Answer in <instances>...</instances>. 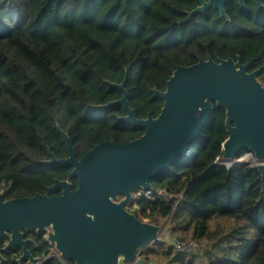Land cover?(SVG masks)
Returning a JSON list of instances; mask_svg holds the SVG:
<instances>
[{"label":"trees","instance_id":"obj_1","mask_svg":"<svg viewBox=\"0 0 264 264\" xmlns=\"http://www.w3.org/2000/svg\"><path fill=\"white\" fill-rule=\"evenodd\" d=\"M198 0H0V190L5 199L45 192L72 167L47 163L51 151L69 156L72 138L81 159L105 141L126 143L145 129L121 117L126 87L137 117L157 116L167 80L179 65L200 59L254 60L264 82V20L232 36L217 9L193 16ZM241 24L247 25L246 22ZM226 109L215 107L189 150L152 180L165 195L143 196L134 211L159 223L170 218L176 241L191 238L204 250L179 251L165 239L142 250L163 264H264V172L256 161L223 160ZM238 152L237 157L248 153ZM78 179L73 178V187ZM60 192H58L59 194ZM27 233V232H26ZM27 233L34 236L36 233ZM29 248L37 264H55L44 233ZM2 247V245H0ZM55 253H54V252ZM3 264H25L18 247ZM74 264V263H69Z\"/></svg>","mask_w":264,"mask_h":264},{"label":"water","instance_id":"obj_2","mask_svg":"<svg viewBox=\"0 0 264 264\" xmlns=\"http://www.w3.org/2000/svg\"><path fill=\"white\" fill-rule=\"evenodd\" d=\"M200 1L186 21L212 7L230 18L225 8L229 0ZM253 62L209 57L179 65L166 89L156 90L164 100L160 113L145 118L137 117L130 104L127 78L112 83L123 96L98 107L123 105L126 115L121 118L144 128V134L126 143H99L80 159L72 138L63 132L69 156L58 158L51 151L45 162L72 167L66 179H56L32 196L4 199L0 190V245L8 240L2 250L21 247L19 260L37 264L39 258L29 248L36 241L24 234L36 230L54 245L55 264H148L142 250L160 239L164 225L143 220L130 209L133 192L152 189V180L189 150L216 106L226 109L223 160L229 167L234 161H256L264 172V82ZM243 149L252 154L249 160H237ZM73 178L78 179L76 188ZM4 261L0 251V264Z\"/></svg>","mask_w":264,"mask_h":264},{"label":"flooded vegetation","instance_id":"obj_3","mask_svg":"<svg viewBox=\"0 0 264 264\" xmlns=\"http://www.w3.org/2000/svg\"><path fill=\"white\" fill-rule=\"evenodd\" d=\"M198 1H199L198 6H199L202 4V2L200 0ZM212 8H209L207 10H210ZM225 8H226L227 14L230 17L229 19L227 17L225 18L228 21L232 22V36L238 34L240 30H251V28L248 27L249 22L261 23L262 20H264V0H229L228 2L225 3ZM214 9L219 10L221 14V10L219 8H214ZM242 22H246L247 25L241 24ZM26 232L27 233L32 232V234H34L33 232H35L36 233L35 235H37L39 233L36 230H29V231L24 230L25 238H32V239H35L36 241L35 235L34 236L27 235ZM7 241L8 240H5L4 242L1 243L2 245V247H0L1 252H2L3 246L7 243ZM18 248L21 250V254H20L21 256L23 253L22 248L21 247H18ZM24 259H27V258H24Z\"/></svg>","mask_w":264,"mask_h":264},{"label":"built area","instance_id":"obj_4","mask_svg":"<svg viewBox=\"0 0 264 264\" xmlns=\"http://www.w3.org/2000/svg\"><path fill=\"white\" fill-rule=\"evenodd\" d=\"M244 155H250V158H251L252 154L250 152H248V153H245ZM244 155H242V157H237V160H243L245 158ZM157 194L165 195L164 191L161 189L154 190V189L138 188L136 191L133 192V199L130 203V209L131 210H137L138 209V200L141 197H143V196L152 197V196L157 195ZM160 239H162V238L160 237ZM174 245L179 251H185V252L197 251L200 248V242H198L195 239L188 240V241H176L175 240ZM141 256H142V254H141ZM122 264H131V263L125 262Z\"/></svg>","mask_w":264,"mask_h":264},{"label":"rangeland","instance_id":"obj_5","mask_svg":"<svg viewBox=\"0 0 264 264\" xmlns=\"http://www.w3.org/2000/svg\"><path fill=\"white\" fill-rule=\"evenodd\" d=\"M244 157H245L244 158L245 160H249L250 159V155H244ZM225 162H227V161H225ZM234 162H236V161H234ZM158 222H159L158 224L164 225V228H163V230L161 232V238L162 239H165V241H167V243H171L174 240L178 239V238H176V236L173 233H171L172 226H171V223H170V218H164V217L163 218H159ZM188 238H190L189 240L193 239V238H191V236L188 237ZM205 245H206V240H203L200 243V248L199 249H201V250L203 249L204 250ZM152 259H153L152 262H149L148 264H163V262H164V260H162V259H160L158 257H153ZM25 264H33V263L29 260Z\"/></svg>","mask_w":264,"mask_h":264}]
</instances>
